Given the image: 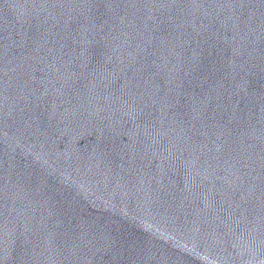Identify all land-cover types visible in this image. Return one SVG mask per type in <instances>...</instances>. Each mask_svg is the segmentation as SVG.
<instances>
[{"label":"water","instance_id":"95a60500","mask_svg":"<svg viewBox=\"0 0 264 264\" xmlns=\"http://www.w3.org/2000/svg\"><path fill=\"white\" fill-rule=\"evenodd\" d=\"M0 264H264V0H0Z\"/></svg>","mask_w":264,"mask_h":264}]
</instances>
